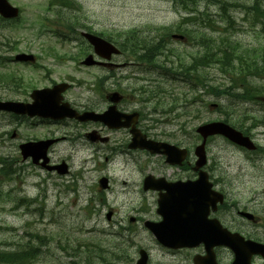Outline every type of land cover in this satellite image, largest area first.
<instances>
[{
	"label": "rangeland",
	"instance_id": "374dc122",
	"mask_svg": "<svg viewBox=\"0 0 264 264\" xmlns=\"http://www.w3.org/2000/svg\"><path fill=\"white\" fill-rule=\"evenodd\" d=\"M49 1L53 0H9L21 10V20L18 23L0 22V26H4V29L0 28V40L6 37L7 42L14 44V52L34 54L37 62L35 66L14 63L7 66V72L2 73L20 76L26 86L25 95H12L8 83L3 80L0 81L2 100L26 101L33 89L47 87L51 82L73 80L84 85H75L65 99L76 104L96 105L93 95L88 92V86L97 77L104 76V72L77 67L74 61L79 58L76 55L79 52L75 41L77 35H69L65 39L67 41H63L48 32L52 27H57L65 37L66 32L61 26H66L70 18L72 20L76 17L83 29L114 41L129 30L153 34L154 28L178 24L183 26L181 20L186 16L191 17L182 13L183 8L206 11L210 20L215 23L219 20L217 15L227 9L223 1L230 4L239 3L233 6L240 11L241 6H252L249 16L253 18L256 17L253 10L255 2H259L264 11V0H210L209 5L206 0H72L82 8V14L72 17L69 10L61 13H57L56 9L52 10ZM233 14L234 30L225 29L223 26L214 28L219 31L228 30V40L237 42L244 55L251 49L260 50L257 54L264 55V30L261 26L250 27V21L248 26L242 21V15ZM262 22L264 23V16ZM83 29H78L77 33L84 31ZM39 30L41 33H48L39 34ZM196 31L211 34V30L206 26ZM217 34L216 32L215 35ZM227 44L231 45V42ZM193 51L195 53V50ZM49 54H55L58 58L50 57ZM215 70L217 69H212L208 77L210 85L219 88L228 86L227 79ZM136 79L137 81L134 78L123 82L121 79L119 84L123 88L130 87L124 90L131 92L148 85ZM149 79L150 77L145 78V82ZM254 85L264 87V81L257 78L249 80L246 88ZM19 90L22 92L23 87ZM164 90L166 93L160 96H146V114L152 109L156 110L148 119L158 120L157 112H161L164 116L160 122L163 119L168 120V103L172 99L181 98L183 94H186L187 99L193 97L190 88L180 81H166ZM234 93L235 91L232 94ZM260 96H264V92ZM206 103L221 105L228 110L232 124H239L244 129L248 126L252 128L250 130L255 144L261 148L260 152L264 150V129L249 125L250 120H258L260 108L254 102L247 103L229 96L218 98L201 94L196 111H193L191 116L178 119L177 115H174L173 122L166 125L157 124V130L150 131V137L156 141L181 145L192 151L199 143L195 137V128L206 122L224 120L225 117L222 111L208 109ZM173 104H177L178 113L194 107L190 102ZM126 107L130 110L138 107L145 109L139 103ZM173 114L171 113L172 117ZM245 117L247 119H243ZM67 126L69 124H20L8 115L0 113V157H7L10 168L17 172L8 182L0 180V251H13L26 245V250L29 251L31 246L35 247V252L40 255L32 264H86L80 249L73 253L77 243L98 244L103 250L110 251L112 246H116V250L108 254L98 252L105 258L102 262L94 253L98 250L90 245V264H135L140 249L147 252L148 264H192L193 256L204 254L201 246L191 250L165 249L142 226V221L145 220L159 221L155 213V196L141 190L140 179L151 172L150 168L166 170L167 166L160 156H117L105 167L103 158L92 156L88 144L82 138L77 139L69 135L74 131L81 135L84 130L69 129ZM15 129L18 130L17 135L15 139H11ZM68 131L71 132L67 133ZM50 136L66 137L49 150L51 161L64 160L71 169V173L65 177L47 173L32 166L29 161L24 162L19 158L18 144ZM206 151L209 165L216 168L214 176L218 181L220 178L224 180L223 184L219 183L218 186L225 193L227 204L230 206L234 203L241 208L245 207L258 218L255 226L238 219L235 212L226 214L227 216L219 215L218 220L231 232H237L250 239L259 238L264 243V156L257 153L247 157V153L221 138H214L208 143ZM146 167L149 169L144 171ZM171 169L169 168L168 172ZM105 175L111 179L113 195L108 194L107 198L101 201L97 198L94 187L97 186L98 179ZM22 197L27 201H19ZM109 211L113 214L107 221L105 217ZM131 218L135 219L134 222H130ZM34 235L45 236V243L37 244L39 240ZM215 254L221 264H229L232 261V253L225 248H217ZM112 256H116V259ZM252 264H264V261L255 257Z\"/></svg>",
	"mask_w": 264,
	"mask_h": 264
},
{
	"label": "water",
	"instance_id": "95a60500",
	"mask_svg": "<svg viewBox=\"0 0 264 264\" xmlns=\"http://www.w3.org/2000/svg\"><path fill=\"white\" fill-rule=\"evenodd\" d=\"M17 15L18 10L10 6L7 0H0V16L12 19ZM83 37L89 41L94 47L95 53L100 57H109L111 53H116L109 44L99 38L87 34H83ZM16 60L33 61V58L32 56L19 55ZM90 60L91 58L86 63H90ZM65 89V85H58L52 89L34 91L31 95L32 104L0 102V111L29 117L50 118L52 120L74 116L80 121H100L110 127H117L118 118L113 113L107 112L104 115L87 113L78 117L69 109L67 104L60 105V93ZM197 131L204 138L209 135L221 134L240 146L253 149L247 138L242 137L240 133L233 131L223 123L207 124ZM51 144L52 141L23 144L20 146L22 158L31 157L34 164L42 159L41 166H45L48 162L46 151ZM139 148L147 149L152 154L166 155L167 162L171 165L179 164L185 155L184 151H179L166 143L142 142ZM202 151L203 145L196 149L197 154H201ZM203 164L204 161H199L196 165L200 167ZM59 168L58 173L64 174V165ZM51 169L48 168V170ZM150 181L151 178L149 177L145 179L143 190H166L164 194H160L157 203L158 209L156 212L162 220L158 223H144L145 228L153 234L161 245L170 249H179L192 248L202 244L206 255L195 257L193 259L194 264H217L213 248L220 246L228 247L232 251L233 262L231 264H250L252 257L255 255L264 259V244L250 240L245 241L237 234H229L216 220L207 219L209 208L215 210L216 204L222 203L223 199L221 195L211 191V186L207 183L204 174H201L199 180L195 183H186L178 187L174 185L162 186V184L159 185ZM242 215L247 219H253L249 214L242 213ZM139 255L140 259L136 264H146V253L140 251Z\"/></svg>",
	"mask_w": 264,
	"mask_h": 264
},
{
	"label": "trees",
	"instance_id": "16d2710c",
	"mask_svg": "<svg viewBox=\"0 0 264 264\" xmlns=\"http://www.w3.org/2000/svg\"><path fill=\"white\" fill-rule=\"evenodd\" d=\"M69 6V4H68ZM67 7V5H65ZM253 10L256 13L255 19H251L250 23L253 25L254 21L259 22L262 20V17L264 16L262 11V6L255 2L253 5ZM136 39V38H135ZM198 37H190V40L194 42V40H197ZM139 43H141L139 41ZM198 45L202 46V50L199 52V56L192 57L190 56V61L187 62V64H183L182 62H179V68L180 70L185 74L188 75L190 78L193 77V79L196 82H199L203 87L207 85L209 89H211L212 92L216 93L217 95H228L231 90L240 88L241 86L246 83V78L248 76L253 75H259L262 74L264 76V57L262 55H258L257 53L259 51L257 50H250L247 55H244L240 48L237 45H229L225 41H219L218 44H215L214 42L210 41L205 36L201 37V42L197 43ZM139 45V44H138ZM157 53V50L155 51V54ZM192 60V62H191ZM218 65L219 70L225 74L226 78H228L229 85L225 86L226 88L220 89L218 87H214L209 85L210 81L207 80L205 75L202 77L197 74L196 76L193 74H190V71L197 66L207 67L211 65ZM217 68V66H215ZM209 83V84H208ZM250 91V95H255L253 89H246ZM260 92L258 91L257 95H259ZM235 98H240L243 100H249L246 99V95H241L238 97V95L234 94ZM264 119V115L262 117ZM0 177H8L10 176L13 171L10 168L9 162H7L6 159H0ZM89 210V208H88ZM35 238L39 240V243H45L46 238L42 237L40 235H34ZM91 247H94L96 250L95 255L98 257V259L104 261V257L99 254L98 252H102L104 254H108L109 252L115 251L116 246H112L111 250H103L100 245L90 244ZM89 243H85L83 245L78 244L76 247V250L73 251L76 252L80 249L79 252L82 253L84 262L86 264H90L89 261L91 259V256L89 253L91 250L88 251V248L90 247ZM27 246V245H26ZM26 246L22 248H17L13 251H0V264H32L34 260H37L39 255L35 252V247H30L29 251L26 250ZM29 246V245H28ZM80 246V247H79ZM92 253V252H91ZM38 254V256H37ZM37 257V258H36ZM116 259V256H112ZM93 259V257H92ZM108 262L107 260L105 261Z\"/></svg>",
	"mask_w": 264,
	"mask_h": 264
},
{
	"label": "flooded vegetation",
	"instance_id": "af4514ba",
	"mask_svg": "<svg viewBox=\"0 0 264 264\" xmlns=\"http://www.w3.org/2000/svg\"><path fill=\"white\" fill-rule=\"evenodd\" d=\"M119 57L121 58L122 55L119 56ZM114 62H116L117 65L122 66V67H119L118 69H116V70H114V71H121L122 68L125 66V64H124L121 60H120V61H114ZM104 69H105V68H104ZM107 93H108V92L104 93L103 95L106 97V94H107ZM118 93H120V94L122 95V99H121L120 103H118V105H117V109H118L119 111H121V112L132 113V111H129L128 108H127L126 105H125V104H129V103H127V100H126V96H125V94H123V92H121V91H118ZM138 124H139L138 127L140 128V130H142V132H144V130L140 127V113H139ZM103 131H104V130H103ZM119 133H120V135L122 136V137L120 138V140L125 142L126 150H129V149H128V142H129V138H130L129 130H120ZM111 134H113V132L108 133V135H111ZM146 136L149 137V135H147V134H146ZM122 143H123V142H121V144H122ZM100 145L102 146V150H107V149H108L109 152H110L111 154H113L114 147L109 146V145H110V140H109V139H108L107 142L105 141L104 143H100ZM129 151H130V150H129ZM135 152H137V151H135ZM125 153H127V152H125ZM105 161H107V159H105ZM152 173H153V175H155V176L157 175V172H155V169H154V171H153ZM158 176H166L167 179H168V181H170V182H176V181H185V180H187V179H189V180H193V179L196 177V174H195V173H192L191 176H190V178H186V177H184V176H182V175H180V174H174V173H172V172H169L168 174L166 173L165 175H164V173H162V175H158Z\"/></svg>",
	"mask_w": 264,
	"mask_h": 264
},
{
	"label": "bare ground",
	"instance_id": "6f19581e",
	"mask_svg": "<svg viewBox=\"0 0 264 264\" xmlns=\"http://www.w3.org/2000/svg\"><path fill=\"white\" fill-rule=\"evenodd\" d=\"M139 125V124H138Z\"/></svg>",
	"mask_w": 264,
	"mask_h": 264
}]
</instances>
